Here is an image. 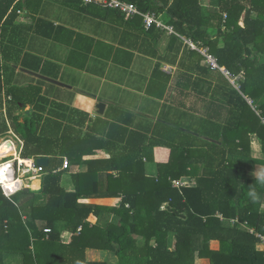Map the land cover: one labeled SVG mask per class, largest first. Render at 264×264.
<instances>
[{"label":"trees","instance_id":"16d2710c","mask_svg":"<svg viewBox=\"0 0 264 264\" xmlns=\"http://www.w3.org/2000/svg\"><path fill=\"white\" fill-rule=\"evenodd\" d=\"M36 1L0 0V135L11 129L23 142L22 157H49L39 190L25 187L7 197L0 187V264H109L89 260L87 249L112 251L118 264H194L196 257L207 258L210 264H264L255 235L264 234V182L248 171L251 134L261 143L264 165V0H208L206 5L198 0H124L161 17L179 35L207 48L218 66L243 78L237 90L220 70L204 62L202 54L170 34L160 59L176 66L180 92L191 91L190 113L178 116L200 115L194 133L183 129L190 130L189 121L187 126L179 121L173 126L158 120L146 130L129 129V120L107 113L111 122L94 121L104 123V130L97 132L100 136L83 137L62 123L69 107L49 99L38 84L14 83L7 73L13 74L18 64L36 70L27 64L30 53H23L22 33L52 36L44 31L52 26L42 16L33 26L17 25L18 11L39 14ZM71 1L93 17L105 20L114 13L122 18L115 9ZM130 21L146 38L145 45L167 34L156 24L145 29L141 16ZM154 74L162 75L158 66ZM163 78L161 95L170 76ZM2 89L9 97L5 112ZM27 106L30 113L20 119L15 110ZM79 141L91 142L90 149L77 148ZM155 146L168 148L169 159L157 163L155 175L148 176L143 159L149 160ZM257 147L254 139L255 151ZM94 149L105 151L106 157L86 160L87 170L72 174L74 191L66 192L63 172L53 169L62 156L74 164ZM101 172L106 176L105 190L93 192V180L98 186ZM183 176L195 177L196 184L172 186V180ZM36 193L45 197L43 203L36 202ZM96 197H120L121 202L116 208L79 202ZM104 211L113 214L116 223L99 226L97 218ZM230 219L247 222L253 232ZM63 230L71 233L68 241ZM211 241L218 242L217 249L210 248Z\"/></svg>","mask_w":264,"mask_h":264},{"label":"crops","instance_id":"0c3cea01","mask_svg":"<svg viewBox=\"0 0 264 264\" xmlns=\"http://www.w3.org/2000/svg\"><path fill=\"white\" fill-rule=\"evenodd\" d=\"M46 1L48 2L46 9H44L45 7L43 6V3H45ZM63 2L64 0H37L36 5L39 4V7H37V9H39V14L32 15L27 10H21L20 12H22L23 14L18 13L17 25L24 24L33 26L35 24V18L38 16L46 18L47 22L51 23L52 29L47 26V28L44 30L51 31L52 36L50 38L42 37L30 30L29 32L22 34L25 35L26 38L23 47V53L29 52L34 55L35 52L42 50L43 42L41 38H44L47 40V50H44L43 53L47 54L49 57H52L53 62L47 67L41 64L35 68L36 70L27 69L18 64L13 74L7 71L8 75L12 76V81H14V83L17 82L21 85H27L28 83L38 84L42 88V93L45 94L49 99L61 102L65 106L69 107V110L74 111H65L64 114H66L68 118L62 120V123L63 125L65 124L73 126L75 130L78 131V134L81 137L85 136L86 133H94L96 134V136H100L99 133L104 130V123L94 121L97 118H101L103 120L111 122L112 118H108L107 113H110L113 118L120 119L122 121L129 120V129L140 130H146L148 126L152 125L158 120L170 123V125H174V120L172 119L173 117H177L180 112L184 111H189L190 113L189 101L191 99V91H187L186 94L180 92L181 89H179L175 84L176 66L160 59L164 54L167 46L169 35L168 33L161 37V39L157 42L148 40V42L146 43L147 45H145L146 47H148L147 51H143L141 53L137 51L138 45L142 47L140 42H137V46L126 41L124 43H121V40L117 43V40H119L118 38H116L115 40L112 39L114 38V31H112L113 36H111L110 38L105 37L104 39H101L98 37L99 31H94L92 26L88 24V21L85 23L76 19L73 20V17H69L68 14H65L66 12L59 15L60 17H62V19H60V17L56 15L58 14V12L55 10L54 6L57 5V7H60V5L64 4ZM53 3L55 4L52 5ZM120 16L122 18L119 19H123L124 22L127 21L126 26L129 29L128 32L129 34H132V32L134 31L132 27L133 24L130 20H133L135 16L130 17L122 13H120ZM82 17H84L85 19L87 17H90L92 19H95V22L97 21V19H99L84 12H82ZM144 39L146 40L145 37ZM55 40L60 43V51L63 50L62 47H64L66 57L63 60L54 59V55L59 56L56 48L52 46L53 41ZM100 40L106 45L111 46L114 53L110 48L98 46ZM157 66L159 67V72L163 76H170L163 95H161L160 92L162 90V85L165 82L162 75L154 74ZM167 68H171V70L168 72L167 70H165ZM24 69L39 73L55 81L63 80L62 82L67 83L58 81L60 82V84H55L49 81H45L25 72ZM47 84L50 85L49 87H51V85L53 84L61 86V88L56 87V90L54 92L56 94L55 97L47 94ZM149 88H151L150 91H152V93L149 92ZM124 92H126L127 94L125 95ZM71 93L72 99H69ZM1 94L3 98L2 106L5 112V102L9 97L4 94V89H2ZM135 95H138L139 97H136ZM146 98L151 99L152 101L157 103L156 110L145 109L144 106L146 103L142 104L141 101H137L138 99L144 100ZM100 101L104 102L105 104L103 113H99L96 107L98 102ZM28 107L29 106H27V108ZM115 109H117L118 111ZM121 110L124 112H119ZM18 111L16 112V114L19 113ZM128 113L131 114V117L126 116V114ZM165 114L167 116L166 118H170V120L166 121L160 119V116L164 117ZM195 116L199 117L200 115L197 114ZM188 118L185 117L184 121L183 119H181L180 124H182L183 126H187ZM93 125H95L94 131L91 130V126ZM174 126H176V124ZM183 129L194 133L186 127ZM117 132L121 133V130H117ZM71 134L76 133L72 132ZM195 134L198 135L197 133ZM254 139L256 140L258 145L257 151H255L253 148ZM88 143L86 141H79L76 142L75 145L77 148L82 147V149L88 150L90 149ZM68 144L70 143L68 142ZM250 147L251 161H249L248 163V171L251 175L256 176L259 179L261 175H264V165L261 163V160L263 159V154L261 152V143L256 134L250 135ZM11 149V152H13V148ZM106 155L107 154L105 153V151L101 149H94L91 152L86 151L81 158H77L79 159L77 163L71 164L69 161V168L62 171L63 173L61 175V185L65 189V191H74L75 186L71 178L72 174L84 173L87 170L86 160H89V158L93 157H106ZM63 157H66L69 160L66 155L62 156L61 160ZM168 159V148L162 146L153 147L149 152V160H146L145 158L143 159L146 162V174L148 176L155 175L156 164L166 163ZM98 177V186L96 184L97 179L93 180V192L105 190V173H99ZM33 179L34 178L27 179V181L23 180L24 182H26V185L24 186L26 188H30L32 186L34 187L33 190L37 191L41 187V177L36 178L35 180ZM175 180H181L187 186H194L196 184V179L192 176H183ZM259 181L262 182L260 179ZM35 197H40L41 200H37V202L39 203H43L45 201V197L39 193H36ZM79 202L116 208L120 205L121 198H83L79 199ZM261 208L262 210L264 209V202L261 204ZM116 221L117 218L113 214H110L106 211L102 212L97 218V223L99 226H106L107 224H110L112 222L116 223ZM62 234L65 237V240L68 241L71 233L68 230H63ZM169 241H174L173 234L169 235ZM210 248L217 249L218 242L211 241ZM256 249L259 251H264V245L260 241H258L256 244ZM90 253L92 254V257H88ZM86 255L89 260L107 261L109 264H118V259L112 251L87 249ZM194 264H210V261L207 258L196 257L194 260Z\"/></svg>","mask_w":264,"mask_h":264},{"label":"built area","instance_id":"2783aa9c","mask_svg":"<svg viewBox=\"0 0 264 264\" xmlns=\"http://www.w3.org/2000/svg\"><path fill=\"white\" fill-rule=\"evenodd\" d=\"M198 1L200 3L203 2V0H198ZM93 2L102 7L115 9L119 11L120 13L126 14L130 17L141 16L143 18V26L145 27V29H148V27L152 24H156L157 27L164 28L169 35L171 34V35H176L180 37L190 49L198 51L200 54L204 56L205 63L210 65L211 68L213 69L217 68L218 70H220L224 74V76H226V78L231 82V84L237 90H239L238 81L241 78H243L242 74L233 76L227 69H223L220 66H218V64L216 63V59L208 53L207 48L201 47L198 44L192 42L190 39H187L179 35L174 30L173 26L166 24L161 19V17L155 16L151 12H141L135 4L131 2H126L124 0H81V3L83 5H86L88 3H93ZM18 13L21 14L22 12L18 11ZM165 70L169 72L171 68H167ZM247 101L249 103L252 102L250 98H248ZM6 133H11L14 137L17 138L18 142L20 143L18 150H16V144L13 141L4 140V142H9L10 146L13 147V153L10 155L2 154L0 157V187L2 188L4 195L9 197L10 195L17 192L18 190L13 191V190H10V188L6 186L7 185V182H6L7 180L5 178L6 176H8V178H10V180H13L14 182H16L19 179H22L24 176L27 179L40 178L44 166L37 165L35 161L36 159L35 157H31V158L22 157L21 156V151L23 147L22 140L11 129H9L8 132ZM69 166H70L69 160L66 157H63L61 165L53 169V172L67 170ZM183 185L185 184L181 180H172V186L180 187ZM21 189L22 188H20L19 190ZM217 216L221 218L220 214H218ZM230 222L238 223L241 227L248 228L247 222H242V221H239L238 219H230ZM78 230H80V227L78 228ZM248 230L250 233L253 232L251 228H248ZM45 231L48 232L49 229H45ZM255 235L257 236L258 240L264 245V235L257 233V232H255Z\"/></svg>","mask_w":264,"mask_h":264},{"label":"rangeland","instance_id":"374dc122","mask_svg":"<svg viewBox=\"0 0 264 264\" xmlns=\"http://www.w3.org/2000/svg\"><path fill=\"white\" fill-rule=\"evenodd\" d=\"M67 1L68 0H64V2H63L64 4L60 5V7H57V5L54 6L55 10L58 12V14H56L57 16H59V15L63 14L64 12H66L65 14L66 15L68 14L69 17H73V20L76 19L78 21H82V22H85V23L88 21V24L92 26L94 31H99L98 32L99 33L98 37L101 38V39H104L105 37H109L110 38L111 36H113V32L112 31H114L115 34L113 36L114 38H112V39L115 40L116 38H118L119 40H117V43L121 40V43H124L126 41V42H130L131 44H134L135 46H137V42H140L142 47L140 45H138L137 46V48H138L137 51H139L141 53L143 51H147L148 47L145 46V39L142 38V32H140V30L137 29V30H133L134 32H132V34H129V32H128L129 29L126 26V23H124V21H122L123 19H118V17H116L114 13H111L109 15L108 19H105V20L97 19V21L95 22V19H92L90 17H87L88 19L87 18L85 19L84 17H82V12L75 5H70V3L72 1L71 0H69L68 2ZM47 2L48 1L43 3V6L45 8L43 6L42 7L44 9H46ZM207 3H209L208 0H203V2H202L203 5H206ZM54 4L55 3H53L52 5H54ZM83 16H84V14H83ZM60 19H62V17H60ZM135 22H137V18H136ZM123 30H124V32H123ZM41 40L43 42L42 43L43 49L38 51V52H35V54H34L35 56L30 53V55H29V57L27 59V64L30 67L36 68L37 66H39L41 64L44 65L45 67H47L48 65H50L53 62V60H52L53 58L52 57H49L47 54L43 53L44 50H47V40L44 39V38H41ZM59 44L60 43L57 40L53 41V44H52V46H54V48H56V50L58 51V55H59V56L54 55V59L55 60H61V59L63 60L66 57V54L64 52V47H62L63 50L60 51L59 50V48H60ZM98 46L110 48L111 51H112V47L109 46V45H106L103 42H101V40L98 43ZM112 52L114 53V51H112ZM46 72H47V70H46ZM58 81L62 82L63 80H58ZM62 83H67V82H62ZM49 86L50 85L47 84V88H48L47 94L51 95L52 97H55L56 94L54 92L56 90V87L61 88V86L55 85V84L51 85V87H49ZM121 93H122V91H121ZM124 94L126 95L127 93L124 92ZM135 96L139 97L138 95H135ZM63 98H64V96H63ZM69 99H72V93H71ZM137 101H141L142 104L146 103L145 106H144L145 109H151V110H156L157 109V103H155L151 99H148V98H146L144 100L143 99H140V100L138 99ZM17 111H18V109L15 110V112H17ZM30 111H31V108H29V107L28 108L25 107L22 110L18 111L20 113V119L22 118V116H24V114L30 113ZM164 117H167L166 114L164 115ZM181 117H182V114L179 115V116L177 115V117H175V118L173 117L172 118L174 120L173 123L176 124L177 121L180 122V120L182 119ZM197 119L199 120V117L195 116V115H194L193 118L189 117L187 119L189 121L188 127L190 128V130L195 128L194 123L196 124V120ZM183 121H184V119H183ZM2 140H11V141H13L16 144V150H18V148L20 146V143L18 142L17 138L14 137L11 133L2 134L0 136V141H2ZM11 156H9V157H11ZM0 157H1V155H0ZM9 157H7V158H9ZM22 179L27 181V178L25 176ZM24 185H26V182H24ZM30 188L33 189L34 187L31 186ZM36 199L37 200H41L40 197H38ZM88 257H92V254L90 253L88 255Z\"/></svg>","mask_w":264,"mask_h":264},{"label":"water","instance_id":"95a60500","mask_svg":"<svg viewBox=\"0 0 264 264\" xmlns=\"http://www.w3.org/2000/svg\"><path fill=\"white\" fill-rule=\"evenodd\" d=\"M24 71L29 73V74H32L33 76H35L37 78L43 79L45 81H49V82H52V83H55V84H60V82L55 81L53 79H50V78H48V77H46L44 75H41L39 73H35V72L29 71V70H26V69H24ZM96 107H97L99 113H103L105 104H104V102L100 101V102H98ZM168 124H170V123H168ZM35 161H36L37 165L48 166L49 157L48 156H38V157H36Z\"/></svg>","mask_w":264,"mask_h":264},{"label":"bare ground","instance_id":"6f19581e","mask_svg":"<svg viewBox=\"0 0 264 264\" xmlns=\"http://www.w3.org/2000/svg\"><path fill=\"white\" fill-rule=\"evenodd\" d=\"M11 147L9 142H4V140L0 141V155L2 154H6V155H10L13 152H11ZM10 150V151H9ZM6 178V182H7V187L10 188V190H19L20 188H23L25 186L24 185V181L22 179L17 180L16 182H14L13 180H10V178H8V176L5 177ZM36 178H34L33 180H35Z\"/></svg>","mask_w":264,"mask_h":264},{"label":"clouds","instance_id":"9594fccd","mask_svg":"<svg viewBox=\"0 0 264 264\" xmlns=\"http://www.w3.org/2000/svg\"><path fill=\"white\" fill-rule=\"evenodd\" d=\"M259 179H260L262 182H264V175H261V176L259 177Z\"/></svg>","mask_w":264,"mask_h":264}]
</instances>
